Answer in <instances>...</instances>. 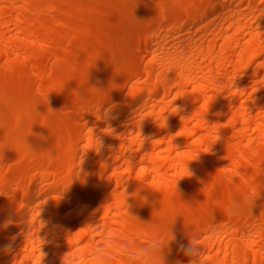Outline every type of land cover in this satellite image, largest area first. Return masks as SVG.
I'll use <instances>...</instances> for the list:
<instances>
[{"label": "bare ground", "instance_id": "obj_1", "mask_svg": "<svg viewBox=\"0 0 264 264\" xmlns=\"http://www.w3.org/2000/svg\"><path fill=\"white\" fill-rule=\"evenodd\" d=\"M89 1L94 28L79 31ZM117 1L0 0V264H64L105 235L139 248L157 234L156 249L180 244L163 264H264V0H146L128 9L148 16L141 28L113 38L100 21H122L106 9ZM93 89L100 116L79 106ZM208 126L220 139L204 152ZM17 127L35 157L3 142Z\"/></svg>", "mask_w": 264, "mask_h": 264}, {"label": "clouds", "instance_id": "obj_2", "mask_svg": "<svg viewBox=\"0 0 264 264\" xmlns=\"http://www.w3.org/2000/svg\"><path fill=\"white\" fill-rule=\"evenodd\" d=\"M163 63L167 66H172L174 64V61L169 59L166 61H163ZM209 86L212 87L211 82L209 83ZM2 95V93H0ZM102 94L96 90L93 89L87 96L86 99L81 100L79 106L83 111H89L96 113L98 116H100L98 109L100 107V104L97 103V97L101 96ZM169 111H177L176 108H169ZM165 111H162L157 119V122L161 127L166 126V117L164 115ZM209 127V126H208ZM209 140L205 145V151L204 152H210L212 145L220 139L218 129L214 126L209 127ZM110 129V128H109ZM106 132V131H105ZM106 134H109L106 132ZM93 141V147L97 148L99 146V142L96 138L92 137ZM137 146L140 147L144 143V138L140 136L138 133L136 136ZM6 145H10L13 147H17L21 149L22 151H26L29 156L35 157L36 154L31 152L30 149L27 148L23 141V130L22 128H13L9 134L5 137L3 141ZM201 152L195 153L190 159L183 161L180 167L183 168V175L177 177V179L174 182V189H177V181L185 178V177H191L194 175L192 170L189 168V162L195 161ZM46 160L48 157L45 158ZM74 177H80V170L74 171ZM227 177V173L222 174L220 177V180H224ZM249 204L248 197L245 196L243 198V201L240 205H234L231 201L228 203L227 208L230 214L233 216H240L245 207ZM41 225L38 220L37 222L33 223L31 225V228L28 233V238L31 240L38 248L41 244V240L38 238L36 233L40 230ZM38 231H32V229H37ZM252 238L248 237L245 238L242 241V244L244 246H247ZM153 242L147 243L139 248L132 247L126 242H116L112 238L108 237L107 235L104 236L102 239L101 244L96 245L90 249L87 250L85 253H71L64 259V264H76V260L80 259L81 264H117V262H120V264H163V260L160 259L157 261L156 259V243L159 241V234L155 235L152 238ZM41 260V254L39 256V262Z\"/></svg>", "mask_w": 264, "mask_h": 264}, {"label": "rangeland", "instance_id": "obj_3", "mask_svg": "<svg viewBox=\"0 0 264 264\" xmlns=\"http://www.w3.org/2000/svg\"><path fill=\"white\" fill-rule=\"evenodd\" d=\"M72 1H77V0H72ZM88 5H89L90 12L87 13L85 16L86 22L81 23L78 26L77 30H79V31L91 30L94 28L93 12L92 11L97 10L99 8V3L89 1ZM133 5H141V6L146 7L148 5V2L146 0H120L117 2L106 4V9L108 12H110L111 14H115L122 19V21L120 23L116 24L113 27L111 26L110 20H108V19H102L100 21L103 29H105V28L109 29V34L111 37H113V38L118 37L129 26L134 27L135 30L138 31L141 28V26L146 22V20L148 19V16L146 14H143L138 10L128 11V9ZM69 19H70V16L65 17L63 19V22H66ZM96 43H98V40L91 39V38L85 39L86 46L91 45V44H96ZM53 47H54V45L51 47V49H49V51H51ZM63 47L69 48V47H67L66 41L63 42ZM89 61H90V65L93 66V65L97 64L98 62H102L104 60L100 57H95V58H91ZM70 64H71V62L69 61L68 65H70ZM85 71L87 73L90 72V68H86ZM27 77L32 79V76L29 74L27 75ZM32 91H33L32 88H30L29 93H31ZM79 92H80V90H76L77 94ZM54 100H55V102L60 101L58 96H54ZM71 110H72V108H65L59 112V116L61 117L62 121L59 124H57V126L55 127V132L59 136L64 135L68 129V126H67V123L65 120L68 117ZM233 160H236V156H233L232 161ZM263 160H264V158H263ZM214 166L216 167V165H214ZM214 166L212 169L215 168ZM228 169H231L233 171L235 170L233 165L228 166ZM212 171H214V170H212ZM195 187L199 188L200 185H197V186L195 185ZM205 193H208V192L206 191ZM198 194H202V192H199ZM156 197L158 200H162L164 198V194L158 193L156 195ZM170 237H171L170 235L167 236V238H170ZM147 243H148L147 241H144L141 243V246H143ZM178 244L179 243H174V244L168 245L164 249H156V258L170 259L172 254H173L175 247H177Z\"/></svg>", "mask_w": 264, "mask_h": 264}]
</instances>
